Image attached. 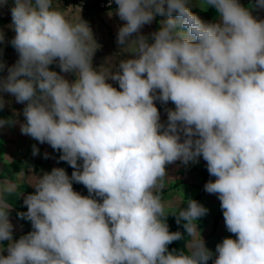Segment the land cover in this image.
Here are the masks:
<instances>
[{
    "label": "clouds",
    "instance_id": "9594fccd",
    "mask_svg": "<svg viewBox=\"0 0 264 264\" xmlns=\"http://www.w3.org/2000/svg\"><path fill=\"white\" fill-rule=\"evenodd\" d=\"M10 3L18 59L0 77V110L8 94L25 105L24 120L0 119V128L19 123L74 171L39 176L17 214L32 230L19 239L0 198V264H264V19L240 0H196L216 10L212 22L191 10L192 0H109V17L123 22L117 44L131 56L102 71L82 17L69 19L59 0H0V9ZM254 6L264 9V0ZM157 17L159 29L143 34ZM157 101L175 106L165 109L166 123ZM201 157L215 177L204 191L217 196L235 237L214 252L197 226L209 210L191 198L167 210L158 194L168 165ZM169 216L183 232L170 231ZM186 236L187 250L169 249Z\"/></svg>",
    "mask_w": 264,
    "mask_h": 264
},
{
    "label": "rangeland",
    "instance_id": "374dc122",
    "mask_svg": "<svg viewBox=\"0 0 264 264\" xmlns=\"http://www.w3.org/2000/svg\"><path fill=\"white\" fill-rule=\"evenodd\" d=\"M245 6L253 11V15L259 19H264V9H258L254 6L255 0H240ZM60 8L65 15L76 21L80 17L87 21L93 30L94 37L99 45L93 57V65L102 71H114L121 59L130 58V50L122 48L117 44V32L119 27L123 24L118 16L109 17L110 10H97L86 14L82 12L79 7L82 6L75 2V0H60ZM0 9V29L5 34V39L0 44V59H2L5 68L0 71V77L6 78L8 75L7 69L15 64L18 55L15 49L11 46L10 40L14 37L15 33L9 28L11 23V14L9 7ZM208 9V8H207ZM206 9V10H207ZM191 10L199 15L203 20L201 7L198 6L196 0H192ZM103 12V13H102ZM159 21L155 20L151 25H145L142 33L145 35L159 29ZM52 70L60 72V69L53 64L50 66ZM67 78L75 79L73 74H66ZM114 87L118 88V84L109 81ZM6 105L3 110H0V119H8L13 117L19 122H23L22 109L25 105L15 102V98L4 94ZM161 113V122L166 123L167 112L166 108H174L175 106L169 102L167 105L156 102ZM33 145L39 148L40 154L33 156ZM50 154L48 159L44 158V153ZM59 154L53 150L48 144H40L38 141L29 136L22 135L20 132V125L16 123L14 126H5L0 128V189L5 186L13 187L14 193L11 197L15 202H10L9 220L14 226V239H19L21 235H25L32 230L30 224L24 222L23 219H17L12 212H26L27 208L23 205L24 196L34 191L31 187L39 176L46 171H51L54 167L68 169L67 163L59 161ZM206 165L203 158H200L199 163H191L188 166L181 164L179 161L167 166L169 177L165 180V186L162 190L163 193H158L166 206L167 210H177L182 206H186L188 198L194 199L200 193L202 184L201 168ZM73 169V168H72ZM72 171H68L71 176ZM75 191L80 192L82 195L87 196L86 188L79 183H73ZM161 190H159L160 192ZM9 191H0V198L6 202L10 196L7 195ZM209 211L208 214L200 218L197 222L198 230L206 242V246L215 251L216 245L225 237H232L233 234L229 233L225 227L223 212L220 207V201L214 194H209L204 191V195L200 201ZM191 239V238H190ZM7 253L5 252V255ZM212 264V261H209Z\"/></svg>",
    "mask_w": 264,
    "mask_h": 264
},
{
    "label": "trees",
    "instance_id": "16d2710c",
    "mask_svg": "<svg viewBox=\"0 0 264 264\" xmlns=\"http://www.w3.org/2000/svg\"><path fill=\"white\" fill-rule=\"evenodd\" d=\"M92 7H94V5L92 6ZM203 17L207 20V21H209V22H212V21H215V20H217V13H216V10L214 9V8H211V7H209L207 10H205L204 12H203ZM160 19H162V17H157V19L156 20H160ZM59 156H60V154H59ZM63 162V161H62ZM67 163V162H66ZM61 167H63V166H61ZM67 167H68V169H67V172L69 171H72L73 169H72V167H70L68 164H67ZM201 174H202V184H201V187H200V193L194 198L195 200H197V201H201V198H202V196L204 195V185L210 180V179H212V180H214L215 179V177H211L210 175H209V173H208V171H207V166L205 165V166H203L202 168H201ZM86 191H87V189H86ZM164 192V190H161L160 192H158V193H163ZM87 193H88V191H87ZM7 195L8 196H10L9 197V199L6 201V203L10 206V202H15V200L11 197L12 195H14V193H12V192H7ZM22 212V211H21ZM12 215H14L17 219H21V218H19L18 217V212H12L11 213ZM24 220V219H23ZM24 222H26L27 224H30L31 225V222H29V221H26V220H24ZM168 224H169V229H170V231H173V232H175V231H181V232H183L184 231V229H183V225L182 224H177L176 223V218L175 217H172V216H169L168 217ZM190 240V237H185V240L184 241H177V242H174L173 244H171V245H169V249L171 250V249H173V248H177V249H179V248H184L185 250H187L186 248H185V245H186V243L188 242Z\"/></svg>",
    "mask_w": 264,
    "mask_h": 264
},
{
    "label": "built area",
    "instance_id": "2783aa9c",
    "mask_svg": "<svg viewBox=\"0 0 264 264\" xmlns=\"http://www.w3.org/2000/svg\"><path fill=\"white\" fill-rule=\"evenodd\" d=\"M78 4L82 6L94 8L97 10H110L109 9V0H75ZM94 5V7H92ZM116 5H112V9H115Z\"/></svg>",
    "mask_w": 264,
    "mask_h": 264
},
{
    "label": "crops",
    "instance_id": "0c3cea01",
    "mask_svg": "<svg viewBox=\"0 0 264 264\" xmlns=\"http://www.w3.org/2000/svg\"><path fill=\"white\" fill-rule=\"evenodd\" d=\"M79 8L82 9V12L86 13V14H90L91 12L95 11V10H93L94 8H90V7H86V6H80Z\"/></svg>",
    "mask_w": 264,
    "mask_h": 264
}]
</instances>
